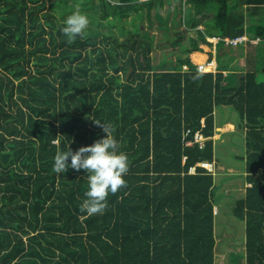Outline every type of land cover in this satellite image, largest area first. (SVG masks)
I'll use <instances>...</instances> for the list:
<instances>
[{
	"label": "trees",
	"instance_id": "16d2710c",
	"mask_svg": "<svg viewBox=\"0 0 264 264\" xmlns=\"http://www.w3.org/2000/svg\"><path fill=\"white\" fill-rule=\"evenodd\" d=\"M187 1L193 11H175L171 29L186 20L196 37L181 46L185 57L163 59L158 69L156 37L142 26L119 30L120 39L91 26L69 45L56 0H0V264H214L219 186L197 163L213 161L212 137L226 113L244 132L239 158L250 184L231 209L244 224V253L236 248L229 258L264 264V66L224 70L220 40L216 73L196 71L213 55L207 37L245 34L264 47V0ZM163 6L98 0L89 19L113 25L135 12L141 24L152 9L159 18ZM173 30L161 27L158 41ZM215 108L225 120L216 123ZM94 121L115 128L130 168L127 187L109 195L105 213L87 217L80 212L87 174L52 168L58 150L104 138Z\"/></svg>",
	"mask_w": 264,
	"mask_h": 264
},
{
	"label": "rangeland",
	"instance_id": "374dc122",
	"mask_svg": "<svg viewBox=\"0 0 264 264\" xmlns=\"http://www.w3.org/2000/svg\"><path fill=\"white\" fill-rule=\"evenodd\" d=\"M119 0H112V2H117ZM143 2L144 0H137ZM59 3H62L59 5ZM49 2H47L48 6ZM77 8L85 14L88 18L93 17L98 14V0H56V13L62 12L65 10V16L70 15ZM146 10H143L145 13ZM175 11L178 12L177 17H182L185 13L193 11L192 5L187 0L183 1H174L166 2L164 0V6L159 11V18L155 15L154 10L150 11L149 20L147 17L143 16L141 24L135 18V12H132L130 17L123 19L120 22H117L113 25L105 22H99L94 25L90 20L89 27H94L95 29L100 30L104 34H110V32L117 34L119 30L129 31L133 28L136 29V26H142L144 29L150 31L156 37L155 42L156 46L153 48L152 57L153 65L158 69L160 66L158 63L162 62L163 59H166L169 64L175 61L177 54L185 57L186 52H182L181 46L189 45L188 37H196L193 30H189V25L185 21H182L178 27L171 29V21L174 16ZM245 9L243 10V12ZM167 26L170 28L168 36L164 39V42H159L161 27ZM177 29V31H175ZM197 29H204V26L198 27ZM179 33V35H178ZM184 33V35H182ZM121 38L119 35L117 36ZM243 41L248 39L257 40L258 37L248 38L247 35L241 36ZM225 37L224 39H226ZM221 37L212 36L207 37V41L212 43L213 56H215V46L220 41ZM250 43V42H249ZM244 43L241 46L233 47V57L241 55L238 59L239 66L241 68L246 67L247 64H255L258 66H264V59L262 57V50L264 49L263 43ZM102 45V44H101ZM108 47H111L108 46ZM248 54H251L249 61H246ZM232 56H219L217 58L218 62H221V66L224 67V70H231L232 67L238 66L237 64H230L232 61ZM162 60V61H161ZM216 60V61H217ZM160 61V62H159ZM215 61V60H214ZM246 62H249L246 64ZM202 63V62H199ZM216 64V62H215ZM186 66V65H184ZM183 66V68H184ZM187 69V66H186ZM237 72V71H236ZM239 74H242L241 71H238ZM226 74V72H225ZM224 74V75H225ZM125 78V77H124ZM123 78V79H124ZM229 111V109H228ZM227 115V119L226 116ZM225 112L221 115L220 111L217 109L216 123L220 122L222 118L226 121L223 124H217L215 128V133L212 139H214V154L215 158L212 162H200L199 165H203L208 171L214 175L215 185L219 186L216 188L215 194L219 196L217 199L216 206L213 207V212L215 213V227H214V236H215V262L214 264H233L229 258L230 253H235L236 248L240 249V253H244L243 248V238H244V224L238 221L235 216L232 214L231 209L234 202L244 196L245 190L250 184L244 182V176L242 172L244 171V161L239 158V156L245 155V140L243 139L244 132L237 125V121L233 116H230ZM235 257V254L232 256ZM235 264H240L236 262Z\"/></svg>",
	"mask_w": 264,
	"mask_h": 264
},
{
	"label": "clouds",
	"instance_id": "9594fccd",
	"mask_svg": "<svg viewBox=\"0 0 264 264\" xmlns=\"http://www.w3.org/2000/svg\"><path fill=\"white\" fill-rule=\"evenodd\" d=\"M89 24L87 14L77 8L63 21L60 31L67 37V44L71 45L77 37L83 38L86 35ZM223 38L225 37H221ZM223 46L230 47L225 44ZM212 58L215 60V56L212 55ZM94 123L102 129L105 134L104 138L95 141L90 146L80 147L75 152L70 148L67 151L58 150L55 153L52 168L56 174H64L69 168L77 172L82 170L87 174L86 198L80 205V212L85 213L87 217L105 213L108 208L109 195H115L127 187L124 177L129 173L130 168L127 154L119 151L120 144L114 137L115 128L111 124L99 121H94ZM59 137L61 136H57L52 142L58 145ZM69 159L70 164L67 163Z\"/></svg>",
	"mask_w": 264,
	"mask_h": 264
},
{
	"label": "built area",
	"instance_id": "2783aa9c",
	"mask_svg": "<svg viewBox=\"0 0 264 264\" xmlns=\"http://www.w3.org/2000/svg\"><path fill=\"white\" fill-rule=\"evenodd\" d=\"M244 38L242 37H236V38H226V39H221L224 44L226 46H237L238 44L242 43V42H246V41H250L251 43H258L259 42V39L257 40H251V39H248L246 41H243ZM186 70V66H184V68ZM196 71L199 72V73H213L215 74L216 71H217V65L215 64V61L213 58H211L208 62L206 63H197L196 64ZM194 141L197 142L199 144V147L200 148H203L204 146V140L205 138L199 133V132H196L194 134ZM187 144H191L190 142H188ZM205 165V164H203ZM203 165H199V163H197V166H200V167H203ZM205 168V167H203ZM206 169V168H205ZM208 171V169H206ZM189 172L190 173H193L194 172V167H191L189 169ZM209 173H211L210 171H208Z\"/></svg>",
	"mask_w": 264,
	"mask_h": 264
},
{
	"label": "crops",
	"instance_id": "0c3cea01",
	"mask_svg": "<svg viewBox=\"0 0 264 264\" xmlns=\"http://www.w3.org/2000/svg\"><path fill=\"white\" fill-rule=\"evenodd\" d=\"M216 46H218L217 44H216ZM215 46V47H216ZM237 47V46H236ZM216 50H217V48H216ZM233 49L232 48H230V47H224L222 50H220V51H218V54L219 55H221V56H224L225 55V52H230L231 53V55L230 56H232L233 55ZM216 53V52H215ZM240 56L241 55H237V57L235 56V57H233L232 58V61H231V63L230 64H237L238 63V66L237 67H239L240 68V70H242L241 72L242 73H244V72H246V71H248V70H250L249 68H247V66H250V67H254L255 66V64H247V63H249V62H246V67H243V68H241L240 66H239V61H238V59L239 60H241L240 59ZM246 61H248V60H246ZM254 68H252V70H253ZM214 114L216 115L217 114V110H216V108H215V111H214ZM215 120H216V116H215ZM214 158H215V154H214ZM217 203V202H216ZM215 206H216V204H215ZM215 214V213H214Z\"/></svg>",
	"mask_w": 264,
	"mask_h": 264
}]
</instances>
